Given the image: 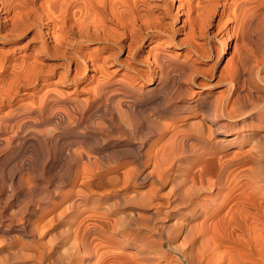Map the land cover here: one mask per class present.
I'll return each mask as SVG.
<instances>
[{
    "label": "bare ground",
    "instance_id": "6f19581e",
    "mask_svg": "<svg viewBox=\"0 0 264 264\" xmlns=\"http://www.w3.org/2000/svg\"><path fill=\"white\" fill-rule=\"evenodd\" d=\"M221 3L244 46L215 74L194 37ZM47 151L42 213L12 210ZM0 186L1 264L23 238L60 264L112 240L135 254L98 264H264V0H0Z\"/></svg>",
    "mask_w": 264,
    "mask_h": 264
},
{
    "label": "rangeland",
    "instance_id": "374dc122",
    "mask_svg": "<svg viewBox=\"0 0 264 264\" xmlns=\"http://www.w3.org/2000/svg\"><path fill=\"white\" fill-rule=\"evenodd\" d=\"M159 2H165L166 0H158ZM222 1H224V0H221V2ZM223 9V4L221 3L220 4V6H219V9H218V11L214 14V16H213V18H212V20H211V23L209 24V26L204 30V32L202 33V34H200V32H198L197 31V33L195 34V37H194V39L198 42V43H201V45L206 49L205 51H207L205 54H208L209 55V57L207 56H202L201 58H199L198 59V63L201 65V67L203 66V70H208L209 68H212L211 70H213L214 72H215V74H219L220 72H221V70L222 69H224L225 67H226V65H230L229 64V61L228 60H230L233 56H235L236 55V52L239 50V49H242V47L244 46V42L242 41V39H241V37L239 36V33L236 31V30H234V28H233V24H234V17L232 16V15H229L226 11H224V10H222ZM227 15H229L228 17H227ZM185 16V15H184ZM222 18V19H221ZM227 18H229V19H227ZM225 19H227L228 21H225ZM231 20V21H230ZM226 22V23H225ZM181 23H179V25H180ZM230 24V25H229ZM231 27V28H230ZM187 27H186V30L185 31H187ZM224 30H230L231 32H233L232 34H231V44H232V47H230V49H229V51L228 52H225V53H222L221 51H222V49L224 48V45H222V39H221V32L222 31H224ZM235 34H237V35H235ZM184 35V32H181V33H177L176 32V34H175V36H176V38L178 39V38H180V37H182ZM240 38H239V37ZM242 43H241V42ZM148 42V41H147ZM239 42V43H238ZM242 44H243V46H242ZM144 47H146L145 49H148L149 48V46H144ZM148 47V48H147ZM219 47V48H218ZM221 47V48H220ZM208 49V50H207ZM219 49H220V51H219ZM176 50V51H175ZM181 51H182V49H180ZM171 51L172 52H178V48H172L171 49ZM209 51V52H208ZM220 52V53H219ZM126 54V53H125ZM124 54V55H125ZM211 55V56H210ZM232 56V57H231ZM228 62V63H227ZM227 63V64H226ZM200 79H206V80H209V79H207V78H205L204 76H202V75H200L199 76V78H198V80H200ZM216 79H217V77H216ZM215 87L216 88H219V89H223L224 87H225V84L224 83H219V84H217V85H215ZM192 88V86H190V89ZM209 88V87H208ZM207 89V88H206ZM196 118L195 117H191V123L194 121V122H196ZM199 120V119H198ZM197 120V121H198ZM190 121V120H189ZM193 122V123H194ZM198 122H200V121H198ZM50 128H51V126H49ZM48 126H46L45 128H43V130H45L46 132H47V130L48 129H50ZM41 128V129H42ZM49 131L50 130H48V132L47 133H49ZM162 142V144H163V140L161 141ZM164 142H165V140H164ZM166 146H168L167 147V151H168V148H169V146H170V142H169V144L168 145H166ZM165 146V147H166ZM48 152V151H47ZM46 152V154H45V157H43V159H42V161H39V166L38 167H36V168H39V169H37V170H30V168L29 169H27V168H24V167H21L20 165L18 166V168L19 169H22L23 171H21L22 173V175H23V177H24V180L25 181H29V183H27V185H26V182H21L22 183V185H26L25 187H26V190H28V192H29V194L32 192V194H31V196H32V198H31V196L29 197V196H27V197H25L24 195L26 194V193H19L18 191H19V186H17L18 187V189H17V191H16V188L17 187H15L14 188V194H11V192H10V195L12 196H10L11 198H9L8 197V199H10V201H12L13 202V204H12V202H11V206H10V208L13 210V208H14V210L16 209V210H18V212H20V213H24V211H25V213L24 214H29V212L32 210V208H36V211L38 212V214H41L42 213V210H41V207H40V202H41V200L43 199L42 197L45 195V194H47V192L49 191V187H52L50 190H52L53 188H54V173H53V171H49V165H48V163L45 161V160H47V157L48 158H50L51 156H52V152L50 151V152H48L47 153ZM7 153H9V150H8V152ZM49 153H50V155H49ZM9 155V154H8ZM31 156V155H30ZM34 155L32 154V156L31 157H33ZM46 158V159H45ZM48 161V160H47ZM42 167H41V166ZM44 165V166H43ZM21 167V168H20ZM44 168V169H43ZM61 168V169H60ZM59 169L61 170H59L58 169V171H60L61 173L62 172H64V171H62L64 168L63 167H60ZM63 168V169H62ZM24 169H26V170H24ZM29 170V171H28ZM40 170V171H39ZM48 170V171H47ZM38 171V172H37ZM28 172V173H27ZM31 172H35V175L34 174H30ZM40 172V173H39ZM50 172V173H49ZM59 172V173H60ZM38 173H39V175H38ZM52 173V174H51ZM56 173V172H55ZM60 173V174H61ZM25 174V175H24ZM57 174H58V172H57ZM27 175H29V176H27ZM34 175V176H33ZM50 175V176H49ZM30 177V179H28V178H26V177ZM26 178V179H25ZM31 178H32V180H34V181H32L31 180ZM34 178V179H33ZM28 179V180H27ZM23 180V181H24ZM32 182H31V181ZM36 180V181H35ZM53 181V182H52ZM31 183V184H30ZM34 186H33V185ZM47 184H49L48 185V187H47ZM46 185V186H45ZM51 185V186H50ZM28 186H31V188L29 189L28 188ZM35 186H36V188H35ZM38 186V187H37ZM1 187V186H0ZM24 187V188H25ZM33 187H34V189H33ZM41 187V188H40ZM45 187V188H44ZM67 187H69V185H67L65 188H67ZM134 187V188H133ZM149 184L148 183H134V185L132 186V187H130L128 190H130V191H132V189L133 190H135L134 191V193L136 192V193H138L139 194V198L141 197V198H146L147 197V190H148V192H149ZM170 187V185H168V184H166L165 186H163V187H161L160 188V194H163V195H166L167 196V194H168V192H169V188ZM32 189V191H30ZM39 189V190H38ZM47 189V190H46ZM147 189V190H146ZM34 191V192H33ZM137 191H139V192H137ZM146 191V193H144ZM27 192V193H28ZM167 194H166V193ZM12 193H13V191H12ZM16 193V194H15ZM17 194H18V196H17ZM19 194H21V196L19 195ZM35 194H37V196H35ZM138 194L136 195L137 196V198H138ZM23 195V196H22ZM35 196V199L37 200H39L38 201V203L37 204H35L37 201L34 199V196ZM29 197V199L27 200V198ZM161 197L162 196H158V197H156L157 199L158 198H160L161 199ZM18 198V199H17ZM25 198V199H24ZM53 198V197H52ZM30 199H32V200H30ZM15 200V201H14ZM18 200V201H17ZM20 200V201H19ZM22 200V201H21ZM32 201V203L30 202V201ZM34 200L36 201V202H34ZM159 200V199H158ZM20 202L22 203V204H20ZM26 202H28V203H26ZM26 203V204H25ZM39 204V205H38ZM17 205H19V206H17ZM23 205V206H22ZM25 205H27V206H25ZM37 206V207H36ZM16 207V208H15ZM64 209L65 207H64V204L59 208L60 210L61 209ZM150 208V207H149ZM151 208H154L153 207V205L151 206ZM21 209H23V210H21ZM29 209V210H28ZM58 209V210H59ZM20 210V211H19ZM90 212H92L91 210H90V208H89V210L88 211H86L85 213H84V215L85 214H87V213H90ZM145 212H149L148 210H146L145 209ZM110 214V213H109ZM83 215V216H84ZM159 215V220H162L163 219V214L162 213H159L158 214ZM112 217H114V215H111ZM47 234V235H46ZM50 234H52V233H49V232H46L45 234H43V236H42V238L44 239H42L43 241H46L47 239L49 240V241H56V240H54V238L52 239L51 238V235ZM115 235H117L116 236V238L117 239H119L120 237H121V239L123 238V236H122V234L120 233V232H115L114 233ZM54 237V236H53ZM52 239V240H50V239ZM23 241L25 240V241H27V240H29V241H31L30 239H28V238H23L22 239ZM47 240V241H48ZM22 242V243H25V245H22V244H20V243H18L19 241H17V243H16V241L14 242V243H10L11 244V246H14V247H19V248H17V249H19V259H20V261H18L19 259H16V260H13L12 262H14V264H22V263H25V264H34V262H36L35 264H37L38 262V264H46V262H47V264H53L54 262H55V264L57 263V264H60V261H55V260H57V258H49V257H46V258H44L42 261L41 260H35L34 258H33V253H34V247H33V241H31V242ZM46 241V242H47ZM21 242V241H20ZM46 242H44V243H46ZM53 242V243H54ZM178 242H180V237H179V240H178ZM53 243H50V242H48V244H47V247H48V249H51L52 250V248H50V246L52 247V244ZM112 243V244H111ZM13 244V245H12ZM19 244V245H18ZM27 244H28V246H27ZM30 244H32V247H31V245ZM118 244V245H117ZM8 245V244H7ZM116 245V246H115ZM22 248H21V247ZM26 246V247H25ZM104 246V247H103ZM114 246V247H113ZM21 248V249H20ZM32 248V249H31ZM106 248H108V250L109 251H107L106 250ZM109 248H111V249H109ZM115 248V249H114ZM121 249V250H119V249ZM241 247H239L238 249H240ZM244 248V247H243ZM243 248H242V250H243ZM25 249V250H24ZM102 249H105L106 251H107V253L109 254V255H107V253H106V259L107 258H111L112 256L111 255H113L114 253H112V252H115V253H118V252H122L123 250V252H126V254L127 255H130V253L131 252H134L133 250H135V249H133V248H131V247H124V245H123V243H120L118 240H112L111 242H109V244L107 243L106 244V246L105 245H102V247H99V251H97V249L96 250H92L93 252L91 253V254H93V255H91L90 256V258H88V259H85V260H83V261H80L81 262V264H96L98 261H99V259H98V253L99 252H101V250ZM113 249V250H112ZM23 250V251H22ZM130 250V251H129ZM25 251H27V252H25ZM97 252V253H95V252ZM104 251V250H103ZM105 251V252H106ZM110 251H111V253H110ZM128 251V252H127ZM30 252V253H29ZM31 252H32V254H31ZM105 252H103V253H105ZM130 252V253H129ZM129 253V254H128ZM134 254H135V252H134ZM104 255V254H103ZM105 256V255H104ZM108 256H111V257H108ZM21 258L23 259V260H21ZM26 258H28V259H26ZM96 258H97V260H96ZM51 261H50V260ZM52 259H54V260H52ZM28 260V261H27ZM35 260V261H34ZM49 260V261H48ZM92 260V261H91ZM96 262H95V261ZM18 261V262H17ZM33 261V262H32ZM52 261H54V262H52ZM21 262V263H20ZM27 262V263H26ZM31 262V263H30ZM80 262H78L77 264H80ZM90 262V263H89ZM1 264V263H0ZM11 264H13V263H11ZM98 264V263H97Z\"/></svg>",
    "mask_w": 264,
    "mask_h": 264
}]
</instances>
